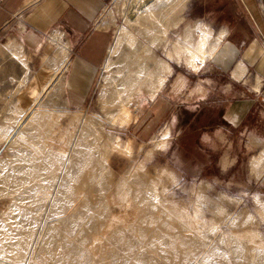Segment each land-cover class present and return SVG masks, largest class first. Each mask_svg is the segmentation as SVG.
<instances>
[{
	"label": "rangeland",
	"instance_id": "374dc122",
	"mask_svg": "<svg viewBox=\"0 0 264 264\" xmlns=\"http://www.w3.org/2000/svg\"><path fill=\"white\" fill-rule=\"evenodd\" d=\"M258 3L261 7L260 11L264 14V0H258ZM134 4L141 8H139V14L132 17L133 19H139L140 23L136 25L135 23L128 24L125 22V17L129 15L130 9L132 10L131 6ZM156 8L150 5L147 0H113L107 7L102 18L103 27H111V30L115 32V36H117V31L124 27L133 37L124 43V47L122 46L118 56L111 57L109 51V58L108 56L107 58H111L114 61V66L112 67L115 68L112 69L111 67L109 72H105L106 70H103V67L101 68L93 95L87 107L80 112L87 113L91 117V123L87 125L85 132L78 138V141L81 142H78L74 149L75 151L69 157L65 156V152L70 144L71 135H75L78 129V121L76 119L78 113L57 112V110H63L64 106L57 88L43 94V97L46 98L43 102L46 111L45 113L42 112L40 117H51L48 119L50 122L48 128H50L47 129L46 127L45 134H42L44 132L41 129L33 128V125L27 126L21 133L22 141H17L16 146H19L24 151L23 153L26 151L24 146H28L27 148L31 149L30 146L34 147L35 145L40 150L44 149L43 151L45 152L42 151L45 156L44 161H49L52 165H45L43 173L41 171V176L43 175V178L47 180L21 183L18 190L11 192V194H18V196L0 199V206L3 210L0 213V251L4 250L6 256H15V253L8 250L12 249L15 246L14 244L19 242L24 234L40 226L41 208L44 205L40 200H36L35 197L39 196L44 186L47 189L55 186L58 180V178L53 179L58 176L56 169L63 166L64 162L69 161L68 169L64 173L65 175H62V179L65 177L66 180H74L72 185H76V191L78 188H84L81 192H84V195H86L85 199L89 201V213L87 217L85 216L80 222H77V225L76 222L73 223L72 236L75 239L74 243L64 242L59 244L57 247L58 251L48 258L51 260L50 263L54 262L55 259L65 257L67 259L66 264H78V262L79 264H104L105 261L102 258H110L109 261L112 264H203L204 259L206 261L205 264H264V255L257 252L255 245L249 240L244 239L241 251L237 252V245L232 243L230 239L235 233L256 230L261 234L264 241V215L255 203L256 197L264 200V171L259 176L251 173L252 158L260 152L257 148L258 143L252 141L247 144L238 135L229 134L231 127L228 123L227 113H225L226 97L223 94V90H221L222 84L220 85L217 82V85L212 84L211 86V82L208 81L210 87L215 89L213 93L216 94L214 98L209 96L203 102L181 96L180 89L178 90L174 85L176 77H180V74H183L186 81L188 79L186 90L190 91L189 89L202 83L200 80L208 77V70L204 71L202 68L199 71L200 66L195 69L190 68L185 61V57L182 55L179 58L174 49L176 42L184 38L187 33L191 31L190 33L195 35L193 28L190 26L194 24L192 20L196 16L199 18L198 16L202 14V21H197V30H200V35L197 39L195 38L194 42L195 47H197L201 30L212 31L207 24H210L211 21H217V25H222L230 20L233 21L242 12L243 7L237 5L233 0H203L202 5L192 11L190 17H188L187 14H184L188 12L187 8L184 10V7H180V5H173L168 7L170 11L169 17L165 18L164 21L162 16L158 15ZM180 10L183 11L180 17L178 14L179 19L175 15ZM159 22H164L167 35L169 28H171L169 36L172 48L166 53L168 59L177 63L183 61L191 70L175 69L172 76L168 78L163 90L153 101L147 100L144 93H138L132 103V106L137 109V120L127 127L111 126L106 117L107 113L113 112L114 109L108 108L104 110V100L110 99L117 88V84H120V79L117 78L115 72L122 67L127 68V65L123 64V58H139L143 48L138 50L136 47L145 45L143 41L147 40V35L153 42V36L160 31L158 28L160 27ZM166 34L157 41L156 45L163 38H167ZM156 55L166 59L161 52L156 53ZM22 61L26 62V68H28L30 60L25 54H21L18 43H15L14 40L0 42V128L2 130L4 124L5 126H11V128L14 127L17 120L22 118L21 116L24 115V112L31 106L30 104L33 101L31 95L27 94L28 96L25 95V99H21L20 97L22 96L16 93L20 80L25 79V81L31 82L35 75L29 77V74L36 73L35 70H29V68L24 69ZM161 61L166 60H157L155 58V73L160 71L158 74H162L160 69ZM167 75L164 77L166 78ZM16 103L17 105L19 104L18 107ZM48 113L53 114L48 115ZM55 120L58 122H52ZM254 126L258 127V121L254 122ZM29 127L34 129V131H32V128L30 129L29 135L34 133L39 139L41 137L40 142L35 144L27 142L28 136L26 132ZM101 128L107 134L118 135L122 140L131 139L133 143L131 156L125 157L118 154L111 156L109 167L112 176H107L105 183L107 184L110 181V183L119 184L118 182L123 177L135 174L139 168H141V174L147 179L160 178L166 188V201L184 211L189 228L193 232H199L205 237L202 241L209 244L208 248L205 247V249L203 244L196 240L195 249L197 255L193 256L194 258L197 257L196 261L191 257L190 260H187V255L181 251L186 247V243L184 248L174 245L172 248H175L176 251L171 248V238L166 233L170 230L168 226L171 224L165 223L158 227L148 222L144 223L142 219L147 213L150 214L151 212L139 214L138 202L131 198L125 203L112 202L111 197H109L112 193L111 190L107 191L111 202L109 201L110 205L106 206L105 202H102L103 197L96 195L97 193L93 189L90 180H84L85 184L82 183L83 181H79V178L83 180L88 174L86 171L87 161L94 154L92 150L99 143V139L95 138V133ZM48 130L51 131L49 132ZM166 130L169 132V140L166 147L162 150L155 149L156 141L158 142L163 137ZM42 135L47 137L51 146L44 144ZM22 143L25 145L23 146ZM165 170H169L174 174L176 177L175 182L171 183L167 176L163 174ZM56 172L57 174H55ZM84 172H86V175ZM26 176L29 177V175ZM35 177H38L37 172ZM64 180L62 182L63 191H66L68 186L71 189L69 180ZM138 181L140 183L147 182V180ZM82 184L83 187H80ZM12 186L14 185L12 184ZM13 190H15L14 187ZM86 191L89 193L87 194ZM90 200H94L93 202L99 200L101 202L96 201L97 205L96 202L93 203ZM132 203L133 205H131ZM219 209L224 211L228 220L221 225V231L214 234L210 232V227L221 219L220 213H218ZM92 210L97 211L93 213L95 211L91 212ZM102 210H105V217L108 220L104 221L103 218H99L98 215L100 214L98 211L102 212ZM248 214L255 216L253 224L246 223ZM135 225L139 226L142 230L141 232H147L148 236L145 237L141 234L139 238H136L131 235L130 238L126 239L127 244H124L125 239L123 240V237H120L114 239L111 245H107L108 237L113 231L110 230V227L116 226V229H124L127 226ZM174 225L173 223V227L170 230L172 234L183 236L184 234H182L183 232H181L180 228L176 227L174 229ZM189 242L194 243L191 239ZM102 248L106 250V254L97 252ZM125 249L132 251V253L126 254ZM170 249L171 253L169 254L167 251ZM153 250H158L161 253L150 252Z\"/></svg>",
	"mask_w": 264,
	"mask_h": 264
},
{
	"label": "crops",
	"instance_id": "0c3cea01",
	"mask_svg": "<svg viewBox=\"0 0 264 264\" xmlns=\"http://www.w3.org/2000/svg\"><path fill=\"white\" fill-rule=\"evenodd\" d=\"M233 1L243 7L235 21L230 20L222 25H217V21L205 23L212 29L210 44L222 37L212 57L199 68V71L202 68L204 71L208 70V77L200 80L202 83L192 87L190 91L186 90L188 79L186 81L183 74L176 77L174 85L180 89L181 96L203 102L209 96L214 98L216 94L213 93L215 89L210 87L208 81L211 82V86L217 85V82L222 84L221 90L226 97L225 113L231 127L229 134L238 135L247 144L252 141L258 143L257 148L260 152L254 156L256 157L264 149V14L260 11L258 0ZM111 2L113 0H2L0 42L14 40L19 44L21 54H25L31 61L28 63L29 70L36 71L35 74H29V77L35 75L31 80H38L44 85L49 81L50 75L59 70L52 80L54 82L50 83L54 87L53 90L57 88L64 105L63 110L57 111L80 113L87 107L93 95L100 70L102 67L105 70L110 48L116 38L111 27H103L102 20ZM147 2L157 7L158 15L164 20L169 17L168 7L180 5L184 10L187 8L188 12L184 14L190 17L192 11L202 5L203 0H147ZM182 11L180 10L175 17L179 18ZM201 15L199 18L196 16L192 20L194 24L190 25L196 39L200 34L197 30V21H202ZM200 28L204 30L201 26ZM170 29L167 38H163L157 45L151 43L148 35L147 40L143 41L151 48L152 59L154 58L146 61L147 72L154 71L155 58L166 60L172 67V72L166 76L165 83L163 82L159 92H156V96L151 97L154 85L150 86L149 83L141 91L149 101L155 100L175 69L191 70L183 61L177 63L168 59L166 53L172 48ZM136 48L141 49L142 46ZM159 52L164 54L166 59L157 56L156 53ZM22 64L24 69H28L26 62L22 61ZM255 121H258V127L254 126ZM2 128L4 133L9 134L7 140L0 142V199H5L18 196L11 192L18 190L21 183L40 182L44 178L41 176L42 164L39 158H34L33 150L22 143L26 148L23 153L24 151L16 146L19 127L11 128L4 124ZM31 128L29 127L26 132L27 142L34 144L40 142L41 137L39 139L34 133L29 135ZM2 211L0 206V213Z\"/></svg>",
	"mask_w": 264,
	"mask_h": 264
},
{
	"label": "bare ground",
	"instance_id": "6f19581e",
	"mask_svg": "<svg viewBox=\"0 0 264 264\" xmlns=\"http://www.w3.org/2000/svg\"><path fill=\"white\" fill-rule=\"evenodd\" d=\"M131 7H132V10L130 9L129 15H127L125 17V22H127L128 24L129 23L130 24L135 23V25H136V24L140 23L139 19L138 20L133 19L132 17L136 14H139V12H140L139 8L140 7H138L136 4H134ZM140 21H141V19H140ZM150 21L152 22V20H150ZM167 21H166V23H167ZM163 23H161V22L158 23L160 25V27H158L160 31L158 33H156L155 36L152 35L153 36V42L151 41V43L154 45H156L157 41L162 39V37L166 34L167 29L165 30ZM165 26H166V24H165ZM190 32L187 33L184 38H181L179 41L176 42L175 50H176V54L178 55L179 58L183 55L185 57V61H186L187 65L190 68L195 69V68L203 65V63L208 58L212 57V55L214 54L215 50L217 49L219 43L221 42L222 37L220 36L219 38H217L215 43L210 44L209 38L211 37V32L209 30L208 31H202L201 30V36L199 38L198 45H197V47H195V43H194L195 42V35L193 33H190ZM132 37L133 36H131V33L126 28L121 27L117 31V36H116L115 42L113 43V45L110 48V56L111 57L118 56L122 50V46L124 45V43L127 40L129 41V39ZM142 48H143V49H141L142 52L140 50L141 54H139L138 59L137 58H129V57L123 58V64L127 65V68L122 67L117 72H115L117 78L120 79V84L116 83L117 88L115 89L113 95L110 97V99L104 100V110H106L108 108L114 109L113 112L107 113V117H106L108 123L111 126L119 125L121 127H127L131 123H134L138 117L137 109L132 106V103L135 101V96L138 93H140L144 88H146V86L149 83L150 86L154 85L153 86V92H152V94L150 93L151 97L153 98L154 96H156L155 95L156 92L161 88V86L164 82V79H165L164 76L166 74L171 73V66L167 61H161V63H160V69L162 70V74L161 73L158 74V72H160V71H158L157 73H155V71L154 72L153 71L147 72L146 61H150L152 59V53L150 50L151 48H148L146 45H144ZM132 53L134 54V52H132ZM113 65H114V61L111 58L108 59V61L105 64V67H104V69L106 70L105 72H109ZM56 72L52 73L50 75V78L48 79L49 81L47 80L48 82L45 83L44 85L40 84V82L38 80H35V79L32 80L31 82L28 80L25 81V79H23L22 81L19 82V86L16 90V93H18V95L20 94L22 96V97H20L21 99H25L24 97L27 94L29 96L31 95V98H33V101L30 104L31 106L28 107L27 110L24 112V115L21 116L22 118L18 119L16 122L15 126L19 127V132H17L18 134L16 135V137L18 138V141H20V142L22 141L21 133L29 125H33V128L35 127L37 129H41L43 132L50 128V127L48 128V124L50 123L48 119H50L51 117L48 116L49 118L48 117L44 118V117H40V116H42V112L45 113V111H46V108L43 104V102L46 98L43 97V94L48 92L49 90H51V91L53 90L54 87L51 86L50 83L54 82L52 80H53V78H55V76L57 75L59 70L57 73ZM163 74H164V76H163ZM21 99H19V100H21ZM21 102H22V100H21ZM16 105H17V103H16ZM18 105H17V107H18ZM16 110H17V108H16ZM16 113H17V111H16ZM19 114H21V113H19ZM49 114H53V113H48V115ZM76 119L78 121V129L76 130L75 135H73V136L71 135V137H70V140H69L70 144L68 146L67 151L65 152L66 157H69L71 155V153L73 151H75L74 149L77 146L78 142H81V141H78V138L80 137V135L82 133L85 132V128L87 127V125H89L91 123V120H90L91 117L88 116L87 113H78ZM52 122L56 123L58 121L55 120ZM46 127H47V129H46ZM41 130H40V132H41ZM3 131L4 130H2L0 128V141L7 140L8 135H9L8 133H4ZM42 134H45V132ZM10 136H12V134ZM42 136H43L42 139L44 140L43 141L44 144L51 146L47 137L45 135H42ZM165 136L169 137V132L167 130H166V132H164L163 137H165ZM48 138H50V137H48ZM95 138L99 139V143L96 144V146L94 147L93 150L91 149L94 152V154L92 152L93 155H91L87 161L86 171L88 172V174L86 175V172H84L86 176L83 178V180H82V178L81 179L79 178L80 182L83 181L82 183H84L85 182L84 180H88V181L90 180V182H92L91 184L93 186V189L97 193L96 195L101 196V198L103 197L102 202L104 201L106 206L110 205L111 201H110L109 197H111L112 202L118 201L119 203L128 202V200L130 198L134 199L135 201L138 202L137 206H139V209H138L139 214H144V213H147L148 211L151 212L150 214L147 213V215L144 216V218L142 219V221L144 223L148 222L149 224L156 225L158 227H160L161 225H163L165 223H167L169 225L171 224L170 226H168L170 230L173 227V223H174L175 224L174 229L176 227H179L181 232H183L182 234H184V235L181 236L179 234L178 235L172 234V232L170 230H168V232H166V233H167V236H169L171 238L170 239L171 248L174 245L184 248V244L186 243L185 244L186 247L184 249L182 248L183 250H181V251L184 252L183 254L187 255V260H190L191 258H194L193 256L197 255V252L195 249L196 240L197 241L199 240L203 244L204 248L205 247L208 248L209 244L202 241V239L205 237L202 236L199 232H193L189 228V225L187 222V216H186L185 212L178 209L176 206L171 205L170 203H168L166 201V199H165L166 188L164 187V183L160 178L157 177V178H148L147 179V177H145L141 174V168H139L135 174H131L129 177H123L121 179V181L118 182L119 184L110 183V181L108 182V179H107L108 183L106 184L105 178H108L107 176H112L111 175V169L109 167V161H110L111 156L113 154H118V155L125 156V157L131 156L132 150H133V143H132L131 139L122 140L120 138V136H118V135L107 134V133H105L103 128L96 131ZM168 140H169V138L167 140L161 138V139H159L158 142L156 141L155 149L162 150L163 148H165L167 143H168ZM26 147H28V146H26ZM30 148L34 152V158H39L38 160L42 164V167L44 165L43 169H45V165H49V166L52 165L51 162L46 161V160L44 161V159H45V156L43 154V152H45V151H43L44 149L40 150V149L36 148L35 145H34V147L30 146ZM78 151H80V150H78ZM81 152L83 153L82 150H81ZM71 159H72V157H71ZM69 163H70L69 161H66V162H64L63 166H60L58 168L56 167L58 174H57V172L55 174H57L58 176L57 177L55 176L53 179L58 178V180H57L55 186L50 188V189H47L44 186V189L43 188L41 189L39 196L35 197L36 200H40L41 203L44 205V207L41 208L42 215H41L40 220H39L40 226H38L37 229L34 228L30 232H27L26 234H24V236L21 238V240L19 242H17L16 244H14L15 246L12 249L10 248L8 250L9 252L15 253V256H6L5 255L6 252L4 250H1L0 251V264H52V263L53 264H66L67 263V259H65V257H63L61 259H59V258L55 259L54 262H52V263H50L51 260H49L48 258L50 256L54 255L58 251L57 247L59 244H61V243L63 244L64 242L74 243L75 239H73V236H72L73 235V228H74L73 223L76 222V225H77V222H80L83 217H85V216L87 217L88 213H89V207H88L89 201H87L85 199L86 195H84V192H81L84 188H78V190L76 191L75 190V188L77 189V187H75L76 185H72L74 180H69V179L66 180L65 177L62 179V175L67 171ZM72 166H70V167H72ZM263 171H264V151L262 153H260V155L254 157L252 162H251V173L252 174L259 176ZM163 174H165V176H167V178L170 180L171 183L175 182L176 177L174 176V174L172 172H170L169 170H165ZM64 179L66 181L69 180V183H71V189H69L70 186H68L67 190L63 191L62 182ZM138 180H145V181L147 180V182H143V183L141 182L140 183ZM88 181H87V183H88ZM80 182H78V183H80ZM91 184H90V186H91ZM77 186H79V185H77ZM80 187H83V184H82V186L80 185ZM109 190L112 191V193L110 191L112 196L109 195V197H108L107 191H109ZM87 191H86V193H87ZM90 198H88V199H90ZM97 199H98V197H97ZM93 201L94 200H92L91 202H93ZM96 201H99V200H95V202ZM95 202H93V203H95ZM99 202H101V201H99ZM118 202H116V203H118ZM93 203H92V205H93ZM255 203L258 205L260 212L264 215V200L260 199L259 197H256ZM96 204H97V202H96ZM129 204H130V202H129ZM101 205H102V203H101ZM131 205H133V203ZM91 209H93V208H91ZM79 211H80V213H79ZM93 211H95V210H92L91 212H93ZM96 211L93 213H96ZM98 213L100 214V215H98L99 218H103L104 221L108 220L105 217V210H102V212L98 211ZM218 213H220L221 219L217 220L210 227V232H212L214 234L219 233L221 231V228H222L221 225H223V223H225L228 220V217L225 216L224 211L222 209H219ZM95 216H97V215H95ZM89 218H88V221H89ZM254 220H255V216L253 214L247 215L246 223L253 224ZM36 221H38V220H36ZM104 227H106V226H104ZM114 227H112V228L110 227V230H113V231H112V234L109 235V237H108V240L106 242L107 245H109V244L111 245V243L114 239H118L120 237H123V240L125 239L124 244H127L126 239L130 238L131 235H133L136 238H139V236L141 234H143L145 237L148 236L147 232H145V233H144V231L141 232L142 230L139 228V226H136V225L135 226H127V227L124 226L125 227L124 229H122V228L116 229V226H114ZM190 239L193 240L194 243L189 242ZM230 239H231L232 243L237 245V247H238L236 249L237 252L241 251V246L243 243L242 241L244 239H247V240H249V242H251L255 245V247H256L255 250L257 252L264 255V241L262 240L261 234L259 232H257L256 230H250L247 232L235 233L230 237ZM185 241H187V242H185ZM149 246H151V245H149ZM172 249H175V248H172ZM174 251H176V249ZM68 252H69V250H68ZM97 252H101L102 254L107 253L106 250L103 248L98 250ZM150 252H154L155 254L161 253L158 250H153ZM125 253L130 254V253H132V251L125 249ZM167 253L170 254L171 249L168 250ZM67 254H69V253H67ZM205 255H203V256L205 257ZM45 256H47V257H45ZM102 260L105 261L104 264H112L109 261L110 258L109 259H106V258L103 259L102 258ZM165 260H166V258H165ZM196 260H197V257L194 258V261H196ZM171 261H173V260H171ZM200 261H202V260H200ZM203 261H204L203 264H205V262H206L205 259ZM197 263H199V262H197ZM78 264H79V262H78ZM92 264H96V263H92Z\"/></svg>",
	"mask_w": 264,
	"mask_h": 264
},
{
	"label": "snow or ice",
	"instance_id": "6c2138e0",
	"mask_svg": "<svg viewBox=\"0 0 264 264\" xmlns=\"http://www.w3.org/2000/svg\"><path fill=\"white\" fill-rule=\"evenodd\" d=\"M168 138H169L168 136L162 137V139H165V140H167Z\"/></svg>",
	"mask_w": 264,
	"mask_h": 264
},
{
	"label": "built area",
	"instance_id": "2783aa9c",
	"mask_svg": "<svg viewBox=\"0 0 264 264\" xmlns=\"http://www.w3.org/2000/svg\"><path fill=\"white\" fill-rule=\"evenodd\" d=\"M2 4V0H0V5Z\"/></svg>",
	"mask_w": 264,
	"mask_h": 264
}]
</instances>
